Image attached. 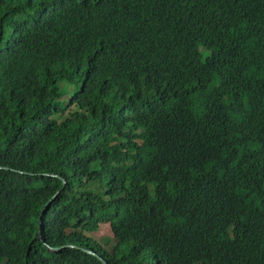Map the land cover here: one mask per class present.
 Instances as JSON below:
<instances>
[{
	"label": "trees",
	"instance_id": "16d2710c",
	"mask_svg": "<svg viewBox=\"0 0 264 264\" xmlns=\"http://www.w3.org/2000/svg\"><path fill=\"white\" fill-rule=\"evenodd\" d=\"M100 258L264 264V0H0V264Z\"/></svg>",
	"mask_w": 264,
	"mask_h": 264
},
{
	"label": "rangeland",
	"instance_id": "374dc122",
	"mask_svg": "<svg viewBox=\"0 0 264 264\" xmlns=\"http://www.w3.org/2000/svg\"><path fill=\"white\" fill-rule=\"evenodd\" d=\"M204 58V55H203ZM70 91H72V88H70ZM69 97H65V101L68 100ZM89 237L94 238L97 242L99 243H103V246L105 247V249H107L108 252H112L113 248V244L115 243V241H110L112 239V236L110 234V227L109 225H104L100 231L96 234H86Z\"/></svg>",
	"mask_w": 264,
	"mask_h": 264
},
{
	"label": "water",
	"instance_id": "95a60500",
	"mask_svg": "<svg viewBox=\"0 0 264 264\" xmlns=\"http://www.w3.org/2000/svg\"><path fill=\"white\" fill-rule=\"evenodd\" d=\"M54 177H57V176H54ZM66 185V181L64 180V186ZM58 194H56L47 204H46V207L43 209L42 211V214H41V217H40V230L42 231V228H43V219H44V216L47 212V210L49 209L51 203L54 201V199L56 198ZM65 247H74V246H64V247H59V248H50L51 251H59ZM92 255H95V253L91 252V251H88V250H84ZM100 260L102 261L103 264H107L105 260H103L102 258H100Z\"/></svg>",
	"mask_w": 264,
	"mask_h": 264
},
{
	"label": "clouds",
	"instance_id": "9594fccd",
	"mask_svg": "<svg viewBox=\"0 0 264 264\" xmlns=\"http://www.w3.org/2000/svg\"><path fill=\"white\" fill-rule=\"evenodd\" d=\"M114 241V240H113ZM50 248H53V247H50Z\"/></svg>",
	"mask_w": 264,
	"mask_h": 264
}]
</instances>
